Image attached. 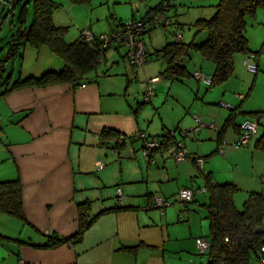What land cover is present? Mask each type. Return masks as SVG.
<instances>
[{
    "label": "crops",
    "instance_id": "obj_1",
    "mask_svg": "<svg viewBox=\"0 0 264 264\" xmlns=\"http://www.w3.org/2000/svg\"><path fill=\"white\" fill-rule=\"evenodd\" d=\"M38 52L44 58L28 77L62 69V61L47 48ZM106 73L90 74L95 80L80 86L23 87L0 97V182L19 181L23 212V220L0 214V264L20 260L23 264H176L177 256H183L185 264H196L191 253L197 248L195 239L204 236L192 232L190 211L183 216L176 206L163 211L150 208L151 198L167 200L190 188L195 190L194 203L196 195L207 194L202 177L206 174L214 184L235 185L240 202L248 193L264 195V150L258 146L264 129L257 128L245 146L237 147L240 132L233 126L253 121L251 114L256 111L236 105L240 113L233 125L226 126L230 110L217 117L190 104L186 117L174 121L163 114V99L154 97L151 106L159 119L148 120L142 111L146 103H139L128 91L129 77ZM112 78L122 82L114 87ZM151 79H158L154 88L161 79L168 80ZM147 86L145 82L141 88L143 97ZM195 117L203 125L198 130ZM237 117L243 118L241 123H236ZM175 130L188 132L183 137L177 132L175 139L183 142L189 155L202 159V169L189 161L175 163L170 149L151 152L148 158L138 154L137 140L143 149L140 135L161 140ZM104 131L118 133L124 145L112 149L113 141L103 138ZM216 160L217 176L210 165ZM99 164L104 167L99 169ZM222 166L225 170L218 172ZM117 198L124 209L97 217L80 242L36 247L50 238L62 240L77 233L78 204L89 202L92 218L116 208ZM205 205L201 206L205 209ZM206 214L205 209L204 218Z\"/></svg>",
    "mask_w": 264,
    "mask_h": 264
},
{
    "label": "trees",
    "instance_id": "obj_2",
    "mask_svg": "<svg viewBox=\"0 0 264 264\" xmlns=\"http://www.w3.org/2000/svg\"><path fill=\"white\" fill-rule=\"evenodd\" d=\"M21 1L12 0V10L8 12V16L12 17L13 9H16ZM69 1L78 4L89 2V0ZM165 4L168 6L167 14L170 10L169 2L162 0L158 6L148 11L141 19L159 12ZM58 7L53 0H33V19L28 27L26 26L28 12L25 5L22 6L15 18L16 22L10 24L11 38L6 44L9 49L8 52L12 55H15L20 46L25 44L37 51L47 48L62 61V69L46 72L39 77H20L9 88L0 92V97L23 87L43 88L59 84L80 86L95 80V77H89V75L96 71L106 51L110 48H102L98 37L95 36L92 41H86L83 34L73 42H67L65 40L67 28L55 26L53 23V14ZM258 8L264 9V0H219L215 13L209 20L199 19L193 24L197 33L204 32L206 34L203 42L197 44L191 41L185 44L182 39L180 41L175 40L165 44L164 47L155 52L156 57L160 56L166 62V68L159 76L170 81H182L190 78L192 74L186 70L182 63L186 57H189V52L194 51L203 60L214 64V72L210 75L212 86L227 81L233 71L235 55L257 54L248 48L245 33L247 18L254 17ZM167 18L169 20L168 26H170L172 24L171 18L168 16ZM123 25L119 24L117 28ZM154 30L149 29L145 34H150ZM118 47L121 46H114L116 49ZM149 56L151 55L147 52L146 61ZM6 83H8V79ZM230 111L231 114L226 126L233 125L235 117L240 113L239 107H232ZM262 113L264 111L252 113L251 116L254 118ZM233 126L239 130L241 125L238 127L234 124ZM102 136L113 141L111 148L116 151L124 145L122 144L124 141L120 143L121 137L118 133L104 131ZM107 139L103 144L107 143ZM159 141L163 149H168L171 146L168 136L161 137ZM258 146L264 150V131L259 137ZM202 177L205 181L204 189L208 196V204L205 205L207 212L205 218L208 221L209 234L204 238L210 246L208 252L203 254L207 256V264H249L251 255L258 259L260 248L264 247V195L248 193L242 209L237 210L234 204V196L239 190L235 185L214 184L209 174ZM77 207L79 228L76 234L62 240L53 237L47 244L36 247L57 248L67 242L76 244L82 240L84 233L97 217L106 212L124 209L118 198L116 208L102 211L92 218L89 216V202L78 204ZM0 214H7L23 220L20 183L17 179L0 182Z\"/></svg>",
    "mask_w": 264,
    "mask_h": 264
},
{
    "label": "rangeland",
    "instance_id": "obj_3",
    "mask_svg": "<svg viewBox=\"0 0 264 264\" xmlns=\"http://www.w3.org/2000/svg\"><path fill=\"white\" fill-rule=\"evenodd\" d=\"M53 1L59 6L53 14V23L55 26L67 28L65 40L67 42H72L78 38V36L86 32L95 37L110 35L111 31L115 30L117 24H126L132 19L140 20L162 0H89L88 3L79 4L72 3L69 0ZM218 1L219 0H168L170 10L167 12V16L171 18L172 24L165 28L158 27L150 34H145L143 36L147 51L151 55L143 66L133 68L127 64L124 58L127 52L125 46L118 47V51L112 47L106 51L105 58H103L96 71L91 73V75L94 76L98 74L101 76L102 72L107 71L106 74L114 77L115 75H120L121 77L128 76L131 81L128 91L132 92L135 97L138 98L137 101L139 103H142L144 99L142 93L144 90L141 88L144 83L149 81L152 77L159 76L166 68L165 60L160 56L156 57L155 52L164 47L165 44L174 42L175 35L179 32L182 34V41L185 44L191 41L197 44L203 42L206 38V34L204 32L197 33V29L193 27V24L199 19L209 20L215 13ZM24 5L28 12L26 26L29 27L33 19V0H22L20 4L16 6V9H13L14 13L12 17L7 15L8 12L12 10V0H0V92L9 88L20 77L25 78L29 76L30 72L36 69L40 61L44 58L41 54L42 52L39 53L26 44L20 46L15 55L8 52L9 49L6 43H8L11 38L9 31L10 24L16 22L15 18L18 15V11ZM246 22L245 36L248 40V48L257 54L235 55L231 76L224 83L214 85L212 88L205 86L201 82L197 83L196 79L192 76L186 78L183 82L161 79L159 87L155 86L154 88V94L150 102L143 105L142 111L146 113L148 120L155 117V110L152 109L151 104L153 99L157 97L163 99L160 104L166 105L165 109L162 111L163 114L174 121L186 117L185 111L189 109L190 104L212 111L214 114H217V117L219 114H224L226 116L229 113L228 109L220 107L219 103L221 102L234 108L236 105H240L242 110H252L256 112H258V110H263L264 9L258 8L255 16L247 18ZM247 60H249L250 64L257 66L255 75L248 72L245 65V61ZM183 64L186 70L191 74L198 70L202 74L210 76L214 70V64L212 62L203 60V58L194 51L189 52V57L183 60ZM7 79L9 84L6 83ZM112 79H114V87L118 85L117 81L122 82V80H119L121 78ZM122 88L124 90L125 85ZM238 95L247 96L246 100L240 99ZM224 97L225 99L222 100ZM226 98H228L230 102H228ZM165 105H160L159 107L162 108ZM155 118L157 119L158 116ZM242 119L243 118L237 117L236 123H241ZM263 129L264 119L260 121L258 131H262ZM228 132H230L231 136H236L233 131L229 130ZM186 138L187 137L184 139ZM136 145L139 149L138 154L142 155L140 141L137 140ZM214 159L215 158L212 160ZM210 165L217 176V160L216 162L210 161ZM223 170H225V166H222L218 172H222ZM196 182L198 185L202 186L201 180L196 179ZM237 195L239 194L235 195L234 204L237 210H241L243 201L240 202L237 199ZM167 200L170 206L165 209L176 206L183 211V216H186L187 211H190V225H192L194 230L192 232H197L207 237L209 234L208 221L204 218L205 209L201 206L202 204H208L207 194L196 195L194 203L190 202L186 206L177 196L170 197ZM191 254H193L191 258L195 260L196 264H207V256L200 255L197 248L194 249ZM180 257L177 256L175 261L176 264H185L184 260L180 259ZM249 264L260 263L254 255H251Z\"/></svg>",
    "mask_w": 264,
    "mask_h": 264
},
{
    "label": "built area",
    "instance_id": "obj_4",
    "mask_svg": "<svg viewBox=\"0 0 264 264\" xmlns=\"http://www.w3.org/2000/svg\"><path fill=\"white\" fill-rule=\"evenodd\" d=\"M168 6L165 4L162 6L159 12L149 16L145 19L140 20H131L130 22L124 24L123 26L117 28L114 31H111L110 35H101L98 37L102 48H112L114 46H125L127 48L126 60L127 63L133 67H141L146 61L147 49L143 40V36L149 29H156L158 27H166L169 24V20L167 18L166 10ZM83 37L86 41H92L93 35L88 34L86 32L83 34ZM182 39V34L179 32L175 35V40L180 41ZM245 65L247 70L251 74H255L257 72V66L254 64H250L249 60L245 61ZM192 77L200 82H202L205 86L211 87V77L202 74L200 71H195L192 74ZM158 79H150L147 81L148 86L145 90V96L143 97V102L147 103L150 101L151 97L154 93L153 85L157 82ZM240 99L243 100V96H239ZM220 107L232 110V107H229L225 103H220ZM264 119V113L257 115L253 118V121H246L242 123L240 126V135L236 142L237 147L245 146L248 141L254 136L257 132V128L260 125V121ZM194 121L197 124L196 130L201 128L203 125L200 122L199 118L195 117ZM212 128V126H209ZM178 131H171L168 133V137L171 142L169 157L175 163H183L185 161H189L194 163L197 167L202 169L203 161L201 158L195 155H189L187 150L181 140H176L175 136ZM182 137L187 135L188 132H178ZM139 138L143 141V149L142 153L145 158H148V154L157 150H164L161 146V142L157 139H149L145 138L143 135H140ZM167 150V149H165ZM99 169L104 167L103 164L98 165ZM117 193L120 195V190L118 189ZM177 197L179 200L185 204H189L193 201L194 191L190 188H183L178 192ZM170 203L168 200L163 198L153 196L150 201V208L158 209L163 211L165 208L169 207ZM227 241V239H225ZM196 247L198 249L199 254L203 255L208 252L209 243L205 238H197L195 240ZM259 263L264 264V247L260 248L259 252ZM18 264H23V261H19Z\"/></svg>",
    "mask_w": 264,
    "mask_h": 264
}]
</instances>
